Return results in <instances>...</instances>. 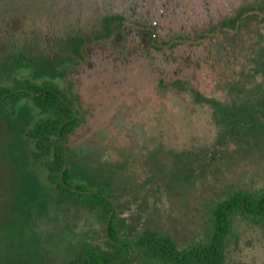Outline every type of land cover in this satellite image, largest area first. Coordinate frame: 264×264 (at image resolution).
Wrapping results in <instances>:
<instances>
[{
    "label": "rangeland",
    "instance_id": "1",
    "mask_svg": "<svg viewBox=\"0 0 264 264\" xmlns=\"http://www.w3.org/2000/svg\"><path fill=\"white\" fill-rule=\"evenodd\" d=\"M52 80L80 123L76 182L105 188L119 234L186 247L231 191L264 190V0H0V85ZM28 100L0 103V256L66 264L109 240L99 211L58 205L27 137ZM228 264H264V226L239 223Z\"/></svg>",
    "mask_w": 264,
    "mask_h": 264
},
{
    "label": "trees",
    "instance_id": "2",
    "mask_svg": "<svg viewBox=\"0 0 264 264\" xmlns=\"http://www.w3.org/2000/svg\"><path fill=\"white\" fill-rule=\"evenodd\" d=\"M25 100L40 115L27 137L34 144V161L46 169L56 203L99 211L107 222V246L84 243L72 251L66 264H228L238 224L264 226V190H239L211 205L208 233L186 247H180L170 235L151 229L133 239L122 237L105 188L93 191L87 184L76 182L69 167L65 141L80 123L72 98L58 83L48 79L15 78L12 85H0V103L15 110ZM0 264H8L3 254Z\"/></svg>",
    "mask_w": 264,
    "mask_h": 264
}]
</instances>
